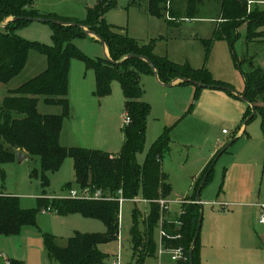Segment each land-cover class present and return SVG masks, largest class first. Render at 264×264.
<instances>
[{"label": "rangeland", "instance_id": "obj_1", "mask_svg": "<svg viewBox=\"0 0 264 264\" xmlns=\"http://www.w3.org/2000/svg\"><path fill=\"white\" fill-rule=\"evenodd\" d=\"M223 1L199 0L198 12L190 15L187 0H173L164 16L158 17L146 12V0H118L117 6L105 14V19L120 33L141 43L152 42L155 54L180 65L190 64L196 70L204 69L216 82L226 83L236 92H244V73L252 66L264 68V24L250 28V22L246 20L237 27L239 38L234 42L216 39L214 33L222 22L217 18ZM241 1L247 4L249 11L264 10V0ZM35 2L41 15L82 21L87 17L88 7L96 0ZM11 18L0 22L6 23ZM169 19L174 20L172 24ZM3 28L0 25V30ZM55 29L54 23L33 20L19 23L15 31L26 40L53 46ZM212 38V44L207 47L205 42ZM71 42L84 57H74L71 61L70 115L65 118L60 142L65 147L106 150L117 155L124 143L122 85L114 80L111 92L98 96L95 71L88 66L85 57H106L104 45L94 35L75 36ZM47 66L46 55L31 49L24 69L8 83L0 82V105L10 90L19 88L45 71ZM141 84L144 89L142 99L151 105V112L146 143L137 154L140 164L145 163L166 126H173L171 149L165 151L162 158V168L169 174L172 192L168 197L169 211L161 214L167 220L181 216L183 199L195 194V180L202 177L209 164H213L210 179L200 192L203 210L201 264H264V225L258 224L260 205H264L263 115L258 113L245 124L249 103L221 89L198 88L191 83L166 86L151 72L142 75ZM38 110L42 114L57 115L64 111L61 106L47 104L43 96ZM223 129L227 132L223 133ZM235 138L236 141L230 144ZM34 170L38 171V176L32 175ZM47 176L49 185L44 186L38 157L28 156L22 161L3 163L0 165V192L18 196L22 208L33 209L38 207V198L43 193L49 197H68L72 189L80 188L72 157H67L57 171ZM137 198V202L133 199L121 202L119 233L115 239L100 245L106 254L105 263L114 264L120 255V264H181L170 254L159 256L161 220L153 229L155 252L141 259L132 228L136 226L140 237L146 235L145 220L150 215L151 202L144 199L143 187ZM191 199L188 204L195 202L194 196ZM106 231L107 226L100 219L87 218L80 213L61 215L42 210L37 216V224L25 226L20 234H0V260L2 264H9V259L20 260L23 264H61L50 258L45 236L54 237L57 245L65 247L77 232Z\"/></svg>", "mask_w": 264, "mask_h": 264}, {"label": "trees", "instance_id": "obj_2", "mask_svg": "<svg viewBox=\"0 0 264 264\" xmlns=\"http://www.w3.org/2000/svg\"><path fill=\"white\" fill-rule=\"evenodd\" d=\"M146 1L147 13L160 17L164 16L171 7L173 0ZM187 2L188 14L196 15L199 0H187ZM223 2L220 16L217 18L222 22L218 24L214 33L216 39L224 38L234 42L239 38L237 27L246 20L250 22V28L264 24V10L249 11L247 4L241 0ZM117 4L118 0H97L94 5L88 7L86 19L81 21L41 15L35 0H0V21L10 16H34L78 22L104 39L111 60L107 57L96 59L85 57L88 66L95 71V93L98 96L109 94L112 82L118 80L125 97L124 115L130 117V122L123 128L124 143L118 155L98 149L63 146L60 142L61 131L65 118L70 115L68 97L71 61L74 57H84L71 41L75 36L89 37V35L78 27L55 24L54 45L48 46L26 40L16 33L17 25L28 22L27 20L11 21L8 26L0 30V82L8 83L24 69L31 49L45 54L48 66L45 71L19 88L10 90L0 105V165L16 160V153L19 151L31 157H38L43 185L48 186L47 174L57 171L67 157H72L79 187L89 185L101 188L115 198L120 196L121 190V195L125 199L137 197L140 188L143 187L144 199L151 202V212L145 220L147 232L144 237H140L134 226L132 236L136 250L144 260L148 254L156 250L153 229L158 220H161L158 200L168 198L172 192L169 175L162 170V158L164 152L171 149L173 126H166L162 135L153 144L145 163L140 164L137 154L145 146L148 117L151 112V105L142 99L144 89L141 81L143 74L154 71L146 61L126 57L133 53L149 57L156 67L159 81L163 84L179 78H190L209 85L231 86L216 82L204 69L196 70L190 64L180 65L166 56L155 54L152 42L141 43L128 34L116 31L117 27L106 21L105 14ZM173 21L168 20L169 24ZM249 35L254 36L256 33ZM213 40L212 38L206 41V46L210 47ZM244 77L246 87L243 94L254 105L257 114L261 113L264 117V68L252 66L249 72L244 73ZM180 84L188 83L180 82ZM235 92L230 94L236 96ZM41 96L47 104L61 106L64 110L63 114L40 113L38 104ZM250 103L244 118L245 122L246 120L249 122L257 115H252L253 109ZM212 171L213 164H209L202 177L195 181L196 192L193 199L195 202L183 203L181 225L165 217L161 224L162 243L166 246L184 247L187 260L182 261L181 264H190V250L196 236L194 264H201L199 222L202 205L196 202V196L210 179ZM32 175L38 176V171L34 170ZM187 200L190 198H186L185 201ZM42 210L55 211L61 215L80 213L87 218L100 219L107 226V231L104 233L77 232L65 247L57 245L54 237L45 236L46 249L51 259L61 264H106V254L101 251L100 245L115 239L119 233L121 210L119 199H72L49 197L43 193L38 198L37 208L24 209L20 205L18 196L0 192V234H20L25 226L37 224V216ZM8 262L23 264L15 259H9ZM0 264H2L1 260Z\"/></svg>", "mask_w": 264, "mask_h": 264}, {"label": "water", "instance_id": "obj_3", "mask_svg": "<svg viewBox=\"0 0 264 264\" xmlns=\"http://www.w3.org/2000/svg\"><path fill=\"white\" fill-rule=\"evenodd\" d=\"M16 20H27V21H33V20H38V21H42V22H51V23H54V24H61V25H70V26H74V27H78L80 29H82L83 31H85L87 33V35H94L96 36L104 45V50H105V55L106 57L110 59V55L107 53L106 51V43L104 41V39H102L100 36H98L97 34H95L93 31H90L84 24L82 23H78V22H64V21H61V20H58V19H54V18H49V17H34V16H15V17H12L10 19V21L6 22V23H2L0 22V25L2 27H6L9 25V23L11 21H16ZM140 58L144 61H146L147 63L150 64L151 68L153 69L154 71V74L155 76L158 78V73H157V70H156V67L154 66V64L152 63L151 59L145 55H141V54H136V53H133V54H129L126 58ZM115 63H118V62H115ZM176 81H180V82H186V83H191V84H194L198 87H201V88H213V89H221V90H224V91H230V92H235L233 89L229 88V87H226V86H221V85H209V84H205V83H201L199 81H195L193 79H190V78H179V79H176L174 81H172L171 83H168V84H164L166 86H172ZM236 96H238L239 98L243 99V100H246L248 103H250L246 97L245 94L243 93H238V92H235ZM251 106H252V109H253V113L252 115L255 116L257 114L255 108H254V105L252 103H250ZM248 123V120H246L245 124ZM234 141H236V138L230 143L232 144ZM16 157L19 161H22L24 159H26L27 157V154L22 152V151H19L16 153ZM200 192L199 191L197 193V196H196V202L197 203H200L201 204V199H200ZM202 216H203V210L201 209V217H200V222H199V228H201V225H202ZM196 243H197V236L195 237L194 241H193V244H192V248L190 250V264H194V250H195V247H196Z\"/></svg>", "mask_w": 264, "mask_h": 264}, {"label": "built area", "instance_id": "obj_4", "mask_svg": "<svg viewBox=\"0 0 264 264\" xmlns=\"http://www.w3.org/2000/svg\"><path fill=\"white\" fill-rule=\"evenodd\" d=\"M125 117V124L130 122V117L129 116H124ZM223 132H227L224 130ZM120 196L119 197H114L112 194L109 192L104 191L101 188H96L92 186H85V187H80L78 189H72L69 194V198L72 199H85V200H111V199H119L120 203L125 199L121 193L122 191H119ZM134 202L139 201L137 197L133 198ZM160 204V209L161 213L164 214L165 212L169 211V201L168 198L166 199H160L158 200ZM185 202L184 200L182 203ZM187 202V201H186ZM262 210H264V205H260ZM161 214V215H162ZM164 216L162 215L161 218V224L163 223ZM260 223H264V212L262 211L260 218H259ZM162 233V231H161ZM165 254H170L171 258L173 260H179V261H185L187 260V256L185 254V249L184 247H172V246H166L165 244L161 243L160 248H159V256L162 258ZM121 258L120 255H118L117 260L114 261V264H120Z\"/></svg>", "mask_w": 264, "mask_h": 264}, {"label": "crops", "instance_id": "obj_5", "mask_svg": "<svg viewBox=\"0 0 264 264\" xmlns=\"http://www.w3.org/2000/svg\"><path fill=\"white\" fill-rule=\"evenodd\" d=\"M96 1H97V0H96ZM257 2H258V1H257ZM146 12H147V11H146ZM106 51H107V53L109 54L107 48H106ZM157 79H158V78H157ZM158 80H159V79H158ZM176 83H179V84H180V81H176L174 84H176ZM174 84H173V85H174ZM173 85H172V86H173ZM238 93H243V92H238ZM237 97H238V96H237ZM224 130H225V129H223V131H224ZM223 133H225V132H223ZM104 151H106V150H104ZM106 152H109V153H111L112 155H115L114 153H112V152H110V151H106ZM117 155H118V154H117ZM27 157H28V155H27ZM27 157H26V158H27ZM162 170H163V168H162ZM163 171L166 173L165 170H163ZM167 174H168V173H167ZM168 175H169V174H168ZM196 180H197V179H196ZM196 180H195V181H196ZM194 195H195V194H194ZM194 195H192V196H187V197H185L183 200H186V198H190V200H187V201H191V200H192L191 198H192ZM185 202H186V201H185ZM183 203H184V202H183ZM183 203H181V213H182V211H183ZM193 203H194V202H193ZM258 207H260V206L258 205ZM260 210H261V211H260V215H261L262 211L264 212V210H262L261 208H260ZM181 213H180V214H181ZM260 215H259V216H260ZM168 217H169V216H168ZM179 217H180V216H178V217H176V218H169V219H170L171 221H175V222H177V223L179 224V223H180ZM259 218H260V217H259ZM259 218H258V224H259V225H264V223H260V222H259ZM200 258H201V256H200ZM181 262H182V261H181Z\"/></svg>", "mask_w": 264, "mask_h": 264}]
</instances>
